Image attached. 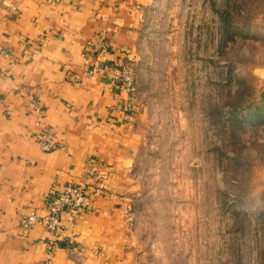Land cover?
Masks as SVG:
<instances>
[{
  "label": "crops",
  "instance_id": "obj_1",
  "mask_svg": "<svg viewBox=\"0 0 264 264\" xmlns=\"http://www.w3.org/2000/svg\"><path fill=\"white\" fill-rule=\"evenodd\" d=\"M158 1L0 0V264H128L145 107L113 70L138 63ZM71 183L88 188L84 212L65 213L57 235L23 226Z\"/></svg>",
  "mask_w": 264,
  "mask_h": 264
},
{
  "label": "rangeland",
  "instance_id": "obj_2",
  "mask_svg": "<svg viewBox=\"0 0 264 264\" xmlns=\"http://www.w3.org/2000/svg\"><path fill=\"white\" fill-rule=\"evenodd\" d=\"M143 28L128 264H264V0H159Z\"/></svg>",
  "mask_w": 264,
  "mask_h": 264
},
{
  "label": "built area",
  "instance_id": "obj_3",
  "mask_svg": "<svg viewBox=\"0 0 264 264\" xmlns=\"http://www.w3.org/2000/svg\"><path fill=\"white\" fill-rule=\"evenodd\" d=\"M15 9V8H14ZM1 50V49H0ZM115 83L128 88L131 92L136 90L137 70L133 64L127 62L118 65L113 70ZM34 108L39 116L43 114L41 105L33 100ZM40 144L44 150L53 148V142L48 132L40 136ZM88 188L82 184L71 183L66 186L54 187L46 197V213L43 216L30 214L23 218V226L30 227L34 222H41L45 228L57 235L61 228V221L65 213L79 215L89 206Z\"/></svg>",
  "mask_w": 264,
  "mask_h": 264
}]
</instances>
